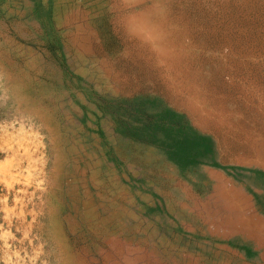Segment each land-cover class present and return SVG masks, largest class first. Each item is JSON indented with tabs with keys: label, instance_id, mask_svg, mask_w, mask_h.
Instances as JSON below:
<instances>
[{
	"label": "rangeland",
	"instance_id": "rangeland-1",
	"mask_svg": "<svg viewBox=\"0 0 264 264\" xmlns=\"http://www.w3.org/2000/svg\"><path fill=\"white\" fill-rule=\"evenodd\" d=\"M0 264H264V0H0Z\"/></svg>",
	"mask_w": 264,
	"mask_h": 264
}]
</instances>
